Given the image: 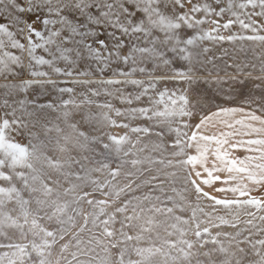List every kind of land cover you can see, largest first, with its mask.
Instances as JSON below:
<instances>
[{
	"label": "rangeland",
	"instance_id": "1",
	"mask_svg": "<svg viewBox=\"0 0 264 264\" xmlns=\"http://www.w3.org/2000/svg\"><path fill=\"white\" fill-rule=\"evenodd\" d=\"M119 3L128 31L85 37L71 75L0 65V264H264V189L215 196L187 163L202 115L264 102V0ZM21 4L0 23L27 45Z\"/></svg>",
	"mask_w": 264,
	"mask_h": 264
},
{
	"label": "crops",
	"instance_id": "2",
	"mask_svg": "<svg viewBox=\"0 0 264 264\" xmlns=\"http://www.w3.org/2000/svg\"><path fill=\"white\" fill-rule=\"evenodd\" d=\"M2 122L0 108V135ZM187 163L215 196L236 199L264 189V102L228 103L202 115L188 140Z\"/></svg>",
	"mask_w": 264,
	"mask_h": 264
},
{
	"label": "snow or ice",
	"instance_id": "3",
	"mask_svg": "<svg viewBox=\"0 0 264 264\" xmlns=\"http://www.w3.org/2000/svg\"><path fill=\"white\" fill-rule=\"evenodd\" d=\"M15 0H9L14 3ZM33 0H28L29 7L25 8L23 4L17 6V11H27L33 16L32 20H24L27 25V45L21 42V39L15 38V32L5 20L0 23V65L7 61L17 63L20 56L14 51L24 52L28 56L30 63L29 75L33 78L48 77L49 70L56 75H71L69 71L64 72L62 68L56 66L58 62L65 64L73 63V56H81V46L84 51L93 54L95 49L91 47V42H86L85 37H94L97 35V29L103 28L105 24L109 28H116L120 32H127L132 23L131 18L125 23H120L121 16H128L130 8L119 0H36L37 11L43 10V17L36 15L31 7ZM119 9V10H118ZM2 11V10H0ZM146 11L139 7L132 6L131 16ZM39 22L40 27L35 24ZM92 25L93 27H89ZM43 29V30H41ZM133 31H139V23L133 26ZM16 31L23 32V28H17ZM100 32L99 35H103ZM111 35V32L108 33ZM33 37L35 39H33ZM101 47L105 46L104 40L98 41ZM40 50L43 54H39ZM39 81L28 80L25 83L32 84ZM48 83L54 81L48 80Z\"/></svg>",
	"mask_w": 264,
	"mask_h": 264
}]
</instances>
